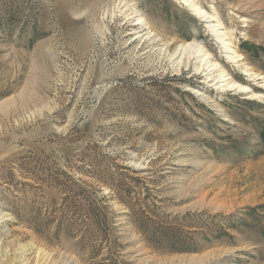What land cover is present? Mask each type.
I'll use <instances>...</instances> for the list:
<instances>
[{"label":"rangeland","instance_id":"rangeland-1","mask_svg":"<svg viewBox=\"0 0 264 264\" xmlns=\"http://www.w3.org/2000/svg\"><path fill=\"white\" fill-rule=\"evenodd\" d=\"M192 1L264 75V0ZM245 79L181 0H0V264H264Z\"/></svg>","mask_w":264,"mask_h":264},{"label":"bare ground","instance_id":"bare-ground-1","mask_svg":"<svg viewBox=\"0 0 264 264\" xmlns=\"http://www.w3.org/2000/svg\"><path fill=\"white\" fill-rule=\"evenodd\" d=\"M181 1L183 2L184 6L188 8L191 14L205 22L206 28L220 44L226 61L236 66L237 69L246 77L245 80L247 82L253 83L254 81V83H257L258 88L263 89L264 75L255 71L251 66L244 62L243 54L240 53L234 47V45H232V42L228 40L227 31L225 30L224 25L217 13H209L192 0ZM141 22H143L142 19L138 20L135 24H139ZM177 50H180L182 53H184L188 59L190 57L197 59V61H199V65L196 68L197 72L200 70L201 73L205 74V79L213 81V85L216 86L217 89L235 90L237 92L243 93L245 95L244 97L247 99H257L263 97V93L253 90V88L246 83H240L234 80L229 72L222 68L218 62L215 60L211 61V59H209L211 58L209 52H207L199 42L195 40H186L178 45ZM193 91L197 94H200L199 91L195 90L194 88Z\"/></svg>","mask_w":264,"mask_h":264},{"label":"trees","instance_id":"trees-1","mask_svg":"<svg viewBox=\"0 0 264 264\" xmlns=\"http://www.w3.org/2000/svg\"><path fill=\"white\" fill-rule=\"evenodd\" d=\"M261 135H262V137L264 138V132H263Z\"/></svg>","mask_w":264,"mask_h":264}]
</instances>
